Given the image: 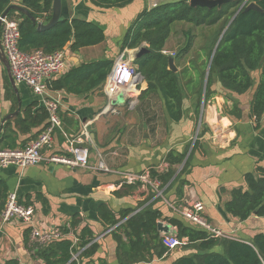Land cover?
Here are the masks:
<instances>
[{"label":"crops","instance_id":"1","mask_svg":"<svg viewBox=\"0 0 264 264\" xmlns=\"http://www.w3.org/2000/svg\"><path fill=\"white\" fill-rule=\"evenodd\" d=\"M165 2L133 0L122 7L104 8L91 0H62V17L92 21L106 33V39L97 45L76 51L66 46V71L84 61L109 58L115 63L124 54L128 58L134 57L136 50L122 49L123 37L144 10ZM147 87L148 82L141 78L128 95H121L117 104H114L117 98L111 100L105 93V82L88 95L52 91L61 98L59 115L62 126L56 130L52 146L43 151L44 157L52 153L70 154V140L79 138L90 148V161L87 167L54 166L44 160L26 168L9 165L0 170V178L7 182L9 192L15 191L19 200L34 210L28 223L19 219L4 221L0 214V264H6L8 260H16L18 264H45L34 255L32 230H62L74 219L77 225L64 236L76 242L81 230L88 226L99 244L94 263L89 264H97L99 259L120 264L113 228L106 227L98 213L101 203L116 213L120 225L126 220L120 216L123 210L133 209L130 214L133 215L150 205L159 209L164 217L185 220L178 210L200 200L205 206L207 220L229 237L249 242L256 234L264 232V216L253 214L240 220L225 208L233 189L247 188L245 174L264 167V115L258 122L250 114L253 92L242 95L218 93L208 102H201L199 114L197 101L187 103L185 100L182 119L174 122L165 112V132H159V126L155 124L157 120L150 119L137 106L140 94ZM136 98L137 102L132 104ZM235 100L239 101L240 117L229 114ZM42 102L28 85L16 83L14 86L0 61V125L2 119L16 111L21 103L20 111L3 127L4 131L6 123L12 122V128L18 134L14 142L16 148H22L34 139L47 121L29 133H22L16 126V117L20 113L23 116V110L30 106L36 115L43 108ZM87 126L95 131L88 132ZM170 137L176 140L171 145L168 143ZM187 148L188 157L186 155V161L180 164L182 166L176 173L188 162L182 176L187 183L183 186L177 187L176 184L167 190L136 178L135 181L141 182L137 187L117 194L124 183L134 182L128 174L149 175L153 167L166 170L168 163L164 159L168 152L171 149L183 152ZM159 222L163 225L162 234H176V228L167 220L160 219ZM187 243L162 258L134 264H174L181 257L197 254L198 249ZM213 250L223 252V247L217 246Z\"/></svg>","mask_w":264,"mask_h":264},{"label":"trees","instance_id":"2","mask_svg":"<svg viewBox=\"0 0 264 264\" xmlns=\"http://www.w3.org/2000/svg\"><path fill=\"white\" fill-rule=\"evenodd\" d=\"M53 1L0 0V15L9 5L18 2L17 4L29 9L37 21L48 22L52 15ZM91 1L97 6L111 8L128 5L133 0ZM189 1L165 2L144 10L123 37L122 49L137 50L142 46L148 49L141 58L135 59L137 71L148 82V87L140 94L139 101L144 103L159 98L169 119L179 122L183 117L185 99L189 92L199 95L196 105L199 114L203 94L205 102H208L218 93L227 95L233 92L242 95L252 91L250 114L259 122L264 115V0H248L255 2L263 11L241 10L226 31V27L245 0H230L221 7L211 8L191 6ZM7 17L18 20L19 47L25 52L42 49L52 53L65 50L66 46L76 51L82 47L100 44L106 39L104 29L86 19L61 17L53 27L39 30L37 22L21 12L11 10ZM179 22L197 28H212L213 32L207 43L201 47V52H198V60H193L182 71L174 72L169 69L170 56L165 51L174 25ZM183 34L186 41L176 52V62L184 61L195 43L193 29L184 30ZM219 40L218 48L212 57ZM210 61V72L204 92V79ZM113 65L114 61L109 58L84 61L50 80L48 87L52 91L64 90L79 96L88 95L106 81ZM215 78L225 92H219L218 87L214 88ZM183 79L186 80L185 84ZM39 111L34 115L30 106L23 110V116L18 114L15 119L18 130L29 133L33 128L48 121L44 106ZM229 114L240 117L239 101L233 102ZM47 121L39 132L47 125ZM17 136L12 122L8 121L1 135L0 149L16 148L17 144L14 142ZM187 152L188 148L183 152L171 149L164 159L168 168L163 171L151 168L150 178L158 180L160 188L166 187L167 190L176 184L177 187L186 184L187 180L182 176L186 173L188 162L177 175L176 167L182 164ZM245 181L246 189L232 190V198L225 204L227 212L240 220H246L253 214L264 216V167L246 173ZM140 183H124L117 194L130 192ZM8 193L7 182L0 178V212L5 207ZM43 201L44 204L47 203L46 200ZM133 211L123 210L120 216L126 220L118 225L116 213L107 204L101 203L98 208L101 221L106 227L113 228L112 235L117 241V257L120 264L150 262L170 252L163 243L164 234L159 230L160 219L167 220L176 228L179 238H186L187 244L198 249L197 254L181 257L174 264H264V232L256 234L249 242L232 237H212L206 230L197 228L186 220L164 217L153 205L130 215ZM77 223L74 219L69 227L61 230L62 233L69 234ZM77 237L76 242L63 236L44 245L33 244L34 255L45 264L94 263L93 257L99 244L95 242L93 231L85 226ZM217 246H222L223 252L214 251ZM77 253V258H74ZM6 264L18 262L8 260ZM97 264L109 263L105 259H99Z\"/></svg>","mask_w":264,"mask_h":264},{"label":"built area","instance_id":"3","mask_svg":"<svg viewBox=\"0 0 264 264\" xmlns=\"http://www.w3.org/2000/svg\"><path fill=\"white\" fill-rule=\"evenodd\" d=\"M19 39L18 20L4 18L1 26V42L10 64L12 76L16 83L28 85L35 94L42 98L43 106L48 113V121L39 134L24 147L0 149V170L9 165L26 168L44 160L70 167H87L90 161V148L79 138L70 140L68 148L70 154L52 153L48 157L43 155V151L52 146L56 130L62 126L59 115L61 98L49 89L48 82L66 71V51L58 50L47 53L42 49H36L25 52L19 47ZM131 56L116 61L105 81L104 90L111 100L119 95H128L131 87L136 86L142 78L137 71L138 65H136L134 57ZM136 102L137 98L131 101L132 104ZM127 176L131 181H135L137 178L136 180L142 179L155 187L160 185L158 180H152L148 174H128ZM204 210L203 202L195 200L190 206H184L178 211L187 222L206 230L212 237H229L207 220ZM33 213V207L22 203L15 191L8 193L5 207L0 212L4 221L19 219L26 223L31 221ZM63 236L64 234L59 228L43 231L34 228L31 232V242L44 245ZM163 243L171 251L177 246L187 243V239L179 238L176 234H164Z\"/></svg>","mask_w":264,"mask_h":264},{"label":"water","instance_id":"4","mask_svg":"<svg viewBox=\"0 0 264 264\" xmlns=\"http://www.w3.org/2000/svg\"><path fill=\"white\" fill-rule=\"evenodd\" d=\"M230 0H190L189 3L191 6H205V7H214V6H218V7H221L224 3L228 2ZM244 11H249V10H259V11H263L255 2H248V0H245L242 5L239 7V9L237 10V12L235 13V15L233 16V18L231 19L230 23L228 24V26L226 27L225 31L227 30V28L229 27V25L235 20V18L237 17V15L240 13L241 10ZM11 10H16L17 12H21L23 14H25L26 16H28L29 18H31L34 22H37V26H38V29L39 30H46V29H49L51 27H53L55 24L58 23V21L61 19V15H62V0H54L53 1V5H52V15H51V18L48 22H44V21H41V20H38L33 16V14L30 12L29 9H27L26 7L22 6V5H19V4H11L9 5L6 10L1 14V17H0V61L4 64V66L6 67L7 71H8V75H9V78L12 82V84L15 86L16 85V82L12 76V72H11V68H10V64H9V61H8V58L5 54V51H4V48L2 46V42H1V26H2V22H3V19L6 18L9 14V12ZM225 31L223 32V34L225 33ZM222 34V36H223ZM222 36L220 37V40L222 38ZM220 40L217 42L215 48H214V51L212 53V57L214 56L217 48H218V45L220 43ZM148 49L146 46H142L140 48H138L134 54V59H139L143 56V54L145 52H147ZM127 54H124V57L123 58H127ZM175 58L173 56H170L169 57V69L174 71V72H177L178 69L176 67V65L174 64ZM210 65H211V61L209 63V66L207 68V78H206V81H205V84H204V92L206 90V86H207V82H208V76H209V72H210ZM141 75V73H140ZM142 76V75H141ZM142 78H144L142 76ZM122 98V96H118L116 100H114V104H117L118 101H120V99ZM21 109V103H20V106L19 108L8 114L6 117H4L1 121V125H0V139H1V135H2V132H3V127H4V124L7 120H9L12 116L16 115ZM87 130L88 132H92V131H95L94 128H91V126H87ZM147 135V134H146ZM188 157V155H187ZM187 157L185 158L184 162L186 161ZM54 166L57 164V163H52ZM57 165H61L63 166V164H57ZM159 230L160 231H164L163 229V225L160 223L159 224ZM172 234H174L173 232H171Z\"/></svg>","mask_w":264,"mask_h":264},{"label":"rangeland","instance_id":"5","mask_svg":"<svg viewBox=\"0 0 264 264\" xmlns=\"http://www.w3.org/2000/svg\"><path fill=\"white\" fill-rule=\"evenodd\" d=\"M167 2H174V1H178V0H166ZM187 29H193V34L195 35V43H194V47L193 49L190 51V53L186 56L184 61L181 62H176V60H174V64L176 65L178 71L180 72L182 71V69L185 66H189L190 63H192L193 60H198L199 58V53L201 52L200 49L201 47L207 43V40L209 39V37H211V34L213 32L212 28H197L194 27L190 24H185V23H177L174 25V28L172 30V34L170 36V39L168 41V46H167V50L165 51L169 56H173L175 58L176 56V52H178V50L184 45L186 38L183 34L184 30ZM207 75V72H206ZM205 75V79H204V84L206 81L207 76ZM209 77V76H208ZM183 84L186 83V80H182ZM218 87V90H220L219 92H225L223 89H221L219 82H217V79L215 78V84H214V88ZM199 95L197 93H188V96L185 100H188L187 103L191 102H196L198 101ZM139 100V98H138ZM204 102V97L202 96V103ZM138 107L142 108V111L145 112V114L147 116H149L150 118L156 119L157 123H155L156 125H158V131L159 132H165L164 131V119H165V111H164V107L162 104V100H160L159 98H155L149 101H145L138 103L137 105ZM153 125V124H152ZM171 131L173 130V128H170ZM195 138V135L193 136ZM173 140L170 137L169 140V144L171 145L173 143ZM193 139L189 142L192 143ZM182 165H178L176 168L177 170L181 167ZM172 234V233H170Z\"/></svg>","mask_w":264,"mask_h":264}]
</instances>
